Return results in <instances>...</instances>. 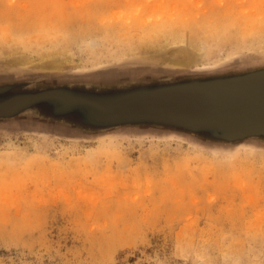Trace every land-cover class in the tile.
I'll return each instance as SVG.
<instances>
[{"label":"rangeland","instance_id":"obj_1","mask_svg":"<svg viewBox=\"0 0 264 264\" xmlns=\"http://www.w3.org/2000/svg\"><path fill=\"white\" fill-rule=\"evenodd\" d=\"M252 76L264 0H0V264H264V131L104 119Z\"/></svg>","mask_w":264,"mask_h":264},{"label":"water","instance_id":"obj_2","mask_svg":"<svg viewBox=\"0 0 264 264\" xmlns=\"http://www.w3.org/2000/svg\"><path fill=\"white\" fill-rule=\"evenodd\" d=\"M256 89L258 92L254 93ZM47 98H49L48 94L22 96L14 100L16 102L14 103L17 108H25L26 105L34 103L33 101ZM244 100L249 101V105L239 107L236 102ZM63 104L65 105V103ZM88 104H86L88 107L93 108L90 103ZM262 104L264 106V76H252L243 80L203 82L170 87L142 96H135L126 104L121 102L106 112L101 105L96 104L94 107L97 112L101 110L105 112L104 119L108 118V114H113L116 121L126 119L130 116V108L138 107L160 116H174L194 124L214 127L223 125L228 129V134H226L232 137L236 133L249 134L264 131V119L260 123L249 124L253 117L263 118L264 109L260 114L252 109L262 107ZM3 107L0 106V114L7 113Z\"/></svg>","mask_w":264,"mask_h":264},{"label":"bare ground","instance_id":"obj_3","mask_svg":"<svg viewBox=\"0 0 264 264\" xmlns=\"http://www.w3.org/2000/svg\"><path fill=\"white\" fill-rule=\"evenodd\" d=\"M227 8H229V7H227ZM231 8V7H230ZM225 9V8H224ZM232 9V8H231ZM219 10V9H218ZM226 11V10H225ZM208 12V11H207ZM217 12V11H216ZM201 14V13H200ZM221 14V13H220ZM228 14V13H227ZM201 15H203V14H201ZM217 15V14H216ZM219 15V14H218ZM209 16V15H208ZM202 17V16H201ZM204 17V16H203ZM214 18V17H213ZM217 19V18H216ZM201 20V19H200ZM208 21V20H207ZM263 21V20H262ZM191 24V23H190ZM247 24V23H246ZM245 25V24H244ZM201 26V25H200ZM262 26V25H261ZM191 28V27H190ZM197 28V27H196ZM244 28V27H243ZM187 29V28H186ZM185 29V30H186ZM213 29V28H212ZM244 30H246L245 28H244ZM251 31H252V28L250 29ZM247 31V30H246ZM249 31V30H248ZM258 31V30H257ZM200 33V32H199ZM250 33V32H249ZM198 35V34H197ZM242 35H244V33L242 34ZM247 35V34H246ZM245 36V35H244ZM255 38V37H254ZM258 38V37H257ZM199 40V39H198ZM193 41V40H192ZM190 42H191V40H190ZM194 42H195V40H194ZM99 43V42H98ZM196 43V42H195ZM99 45V44H98ZM206 48V47H205ZM127 49V48H126ZM23 61H24V58H21ZM61 64H62V61H61V58L60 57H54V58H52L51 59V62H49V67H51V68H53V69H57V68H59L60 66H61ZM256 92H258V90L256 89V90H254V93H256ZM237 93H240V92H237ZM237 103V105L239 106V107H247L248 105H249V101H247V100H244V101H242V102H236ZM255 112H257V113H261L262 111H263V109H264V106H263V104H262V107H256V108H252ZM262 116H263V118H260V117H253L252 118V120H251V122L249 123V124H251V125H253V124H257V123H260V121H262L263 119H264V113L262 114ZM71 119V118H70ZM153 125V124H152ZM221 129V128H220ZM191 130V129H190ZM194 131V130H193ZM198 131V130H197ZM206 131V130H205ZM201 132V131H200ZM192 133V132H191ZM199 136V135H198ZM214 136V135H213ZM256 136H258V135H256ZM230 142V141H229ZM246 148V147H245ZM242 149V148H241ZM242 151V150H241ZM247 153V152H246ZM231 158V157H234V156H228V158ZM225 158H227V157H225ZM219 162V161H218ZM231 163V162H230ZM237 166V165H236ZM219 168H222V167H219ZM223 169V168H222ZM235 172V171H234Z\"/></svg>","mask_w":264,"mask_h":264}]
</instances>
